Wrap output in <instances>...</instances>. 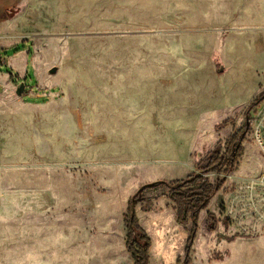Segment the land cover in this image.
Here are the masks:
<instances>
[{
    "label": "rangeland",
    "instance_id": "374dc122",
    "mask_svg": "<svg viewBox=\"0 0 264 264\" xmlns=\"http://www.w3.org/2000/svg\"><path fill=\"white\" fill-rule=\"evenodd\" d=\"M263 91L264 0H0V264H133L130 200L195 173ZM249 117L189 264H264V100ZM167 193L135 196L148 264L183 260Z\"/></svg>",
    "mask_w": 264,
    "mask_h": 264
},
{
    "label": "trees",
    "instance_id": "16d2710c",
    "mask_svg": "<svg viewBox=\"0 0 264 264\" xmlns=\"http://www.w3.org/2000/svg\"><path fill=\"white\" fill-rule=\"evenodd\" d=\"M263 100L264 91L249 105L241 128L228 138L223 147H218L210 153L203 164L198 166L195 173L179 181L168 183L161 181L145 185L137 191L135 196H142L141 194L145 190H151L159 186L165 187L168 190L166 198L175 211L176 223L185 226L186 223L191 222V230L185 244L183 260L179 262L180 264H189V254L195 238L198 215L206 208L210 199L222 188L225 178L237 167L243 154L242 143L245 140V133L251 125L249 112L258 107ZM210 174L215 176L213 183L208 178ZM135 196L127 205L124 219L126 229L125 248L133 264H148L149 240L138 226L134 215V207L138 202L150 203V200L143 197L136 200ZM209 222H212L214 226L213 217H209ZM212 229L209 228L210 231Z\"/></svg>",
    "mask_w": 264,
    "mask_h": 264
},
{
    "label": "water",
    "instance_id": "95a60500",
    "mask_svg": "<svg viewBox=\"0 0 264 264\" xmlns=\"http://www.w3.org/2000/svg\"><path fill=\"white\" fill-rule=\"evenodd\" d=\"M56 73V68H53L49 71L50 75H54ZM24 91H25V85L23 83H20L19 85H17L16 87V92L15 94L18 97H22L24 95Z\"/></svg>",
    "mask_w": 264,
    "mask_h": 264
},
{
    "label": "built area",
    "instance_id": "2783aa9c",
    "mask_svg": "<svg viewBox=\"0 0 264 264\" xmlns=\"http://www.w3.org/2000/svg\"><path fill=\"white\" fill-rule=\"evenodd\" d=\"M256 183L258 185L264 186V170L259 173L258 177L256 178Z\"/></svg>",
    "mask_w": 264,
    "mask_h": 264
}]
</instances>
